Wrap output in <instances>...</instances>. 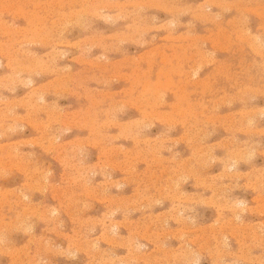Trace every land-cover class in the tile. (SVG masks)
<instances>
[{"label": "rangeland", "instance_id": "1", "mask_svg": "<svg viewBox=\"0 0 264 264\" xmlns=\"http://www.w3.org/2000/svg\"><path fill=\"white\" fill-rule=\"evenodd\" d=\"M0 7V264L264 262V0Z\"/></svg>", "mask_w": 264, "mask_h": 264}, {"label": "bare ground", "instance_id": "2", "mask_svg": "<svg viewBox=\"0 0 264 264\" xmlns=\"http://www.w3.org/2000/svg\"><path fill=\"white\" fill-rule=\"evenodd\" d=\"M5 1V0H4ZM20 1V0H19ZM88 1V0H87ZM56 2V1H55ZM116 2V1H115ZM39 3V2H38ZM46 4V3H45ZM49 4V3H48ZM55 4V3H54ZM84 4V3H83ZM98 4V3H97ZM211 4V3H210ZM216 4V3H215ZM13 5V4H12ZM39 5V4H38ZM68 5V4H67ZM136 5V4H135ZM49 6V5H48ZM59 6V5H58ZM63 6V5H62ZM102 6H103V4H102ZM216 6V5H215ZM9 7H11V5L9 6ZM15 7V6H14ZM87 7V6H86ZM138 7H139V5H138ZM226 7V6H225ZM1 8V7H0ZM137 8V7H136ZM231 8V7H230ZM5 9V8H4ZM104 9V8H103ZM38 10V9H37ZM49 10H51V9H49ZM80 10V9H79ZM1 12V11H0ZM20 12V11H19ZM35 12V11H34ZM96 12V11H95ZM129 12V11H128ZM9 13V12H8ZM23 13V12H22ZM36 13V12H35ZM30 14V13H29ZM96 14H97V12H96ZM256 14V13H255ZM1 15V14H0ZM4 15V14H3ZM33 15V14H32ZM37 15V14H36ZM72 15V14H71ZM80 15V14H79ZM92 15V14H91ZM104 15V14H103ZM114 15V14H113ZM45 16V15H44ZM95 16V15H94ZM108 17L110 16V15H107ZM148 16V15H147ZM31 18V17H30ZM45 18V17H44ZM61 18V17H60ZM104 18V17H103ZM110 18V17H109ZM119 18V17H118ZM196 18V17H195ZM24 19V18H23ZM62 19V18H61ZM144 19V18H143ZM29 20V19H28ZM112 21V20H111ZM173 21V20H172ZM28 22V21H27ZM40 22V21H39ZM232 22V21H231ZM1 24V23H0ZM39 24V23H38ZM80 25V24H79ZM128 25V24H127ZM126 25V27H128ZM237 25V24H236ZM235 25V26H236ZM22 28V27H21ZM20 29V28H19ZM38 29H40V27L38 28ZM251 29V28H250ZM5 30V29H4ZM144 30V29H143ZM224 31V30H223ZM244 32V31H243ZM3 33V32H2ZM7 33V32H6ZM27 33V32H26ZM218 33V32H217ZM22 34H23V32H22ZM211 34V33H210ZM228 34V33H227ZM95 36H96V34H95ZM250 36V35H249ZM30 37V36H29ZM142 37V36H141ZM207 37H208V35H207ZM230 37V36H229ZM27 38V37H26ZM31 38V37H30ZM216 38V37H215ZM245 38V37H244ZM248 38V37H247ZM249 38H251V37H249ZM258 39H259V37H258ZM20 40V39H19ZM167 40V39H166ZM184 40V39H183ZM206 40H208V39H206ZM217 40V39H216ZM228 40V39H227ZM243 40V39H242ZM240 41V40H239ZM245 41V40H244ZM230 42V41H229ZM1 43V42H0ZM238 44V43H237ZM251 45H252V43H250ZM254 44H255V41H254ZM259 44V43H258ZM15 45V44H14ZM97 45V44H96ZM247 45V44H246ZM168 46V45H167ZM202 46V45H201ZM227 46V45H226ZM12 47V46H11ZM165 47V46H164ZM183 47V46H182ZM225 47V46H224ZM229 47V46H228ZM261 47V46H260ZM213 48V47H212ZM218 48V47H217ZM252 48V47H251ZM223 49V48H222ZM82 50H84V48L82 49ZM162 51V50H161ZM16 52V51H15ZM243 52V51H242ZM241 52V53H242ZM161 53V52H160ZM200 53V52H199ZM12 54H14V53H12ZM149 54V53H148ZM150 54H152V53H150ZM149 54V55H150ZM159 54V53H158ZM179 54V53H178ZM194 54V53H193ZM196 54V53H195ZM1 55V54H0ZM206 55V54H205ZM258 55V54H257ZM8 56V55H7ZM260 56V55H259ZM262 57V56H261ZM264 57V56H263ZM262 57V58H263ZM14 59V58H13ZM165 59V58H164ZM202 59V58H201ZM206 59V58H205ZM209 59V58H208ZM35 60V59H34ZM166 60V59H165ZM21 61V60H20ZM194 61H195V59H194ZM193 61V62H194ZM255 61V60H254ZM263 61V60H262ZM18 62V61H17ZM35 62V61H34ZM211 62V61H210ZM6 63V62H5ZM38 63V62H37ZM132 63V62H131ZM195 63V62H194ZM264 63V62H263ZM193 64V63H192ZM249 64V63H248ZM250 65V64H249ZM252 65V64H251ZM119 66V65H118ZM192 67H193V65H192ZM258 67V66H257ZM23 68V67H22ZM59 68V67H58ZM34 69V68H33ZM112 69V68H111ZM191 69V68H190ZM199 69V68H198ZM39 70H40V68H39ZM38 70V71H39ZM105 71V70H104ZM148 71V70H147ZM84 73V72H83ZM196 73V72H195ZM88 75H90V74H88ZM94 75V74H93ZM126 75V74H125ZM106 77V76H105ZM120 77V76H119ZM248 77V76H247ZM102 78H104V77H102ZM188 78V77H187ZM186 77H185V79H187ZM88 79V78H87ZM134 79V78H133ZM168 79H170V78H168ZM184 79V80H185ZM198 79V78H197ZM18 80V79H17ZM69 80V79H68ZM97 80V79H96ZM73 81V80H72ZM86 81V80H85ZM99 81V80H98ZM147 81V80H146ZM23 82V81H22ZM21 82V83H22ZM100 82V81H99ZM199 82V81H198ZM27 83V82H26ZM158 83H160V82H158ZM247 83V82H246ZM67 84V83H66ZM75 84V83H74ZM81 84V83H80ZM195 84V83H194ZM215 85V84H214ZM250 85H251V83H250ZM100 86V85H99ZM181 86V85H180ZM25 87V86H24ZM81 87V86H80ZM156 88V87H155ZM158 88V87H157ZM166 88V87H165ZM182 88V87H181ZM86 90V89H85ZM98 90V89H97ZM129 90H130V88H129ZM157 90V89H156ZM100 91V90H99ZM132 91V90H131ZM130 91V92H131ZM252 91V90H251ZM239 92V91H238ZM256 92V91H255ZM85 94V93H84ZM208 94V93H207ZM161 95V94H160ZM242 95V94H241ZM93 96V95H92ZM98 97V96H97ZM155 97H156V95H155ZM200 97V96H199ZM94 98V97H93ZM101 99V98H100ZM161 99V98H160ZM89 100V99H88ZM89 102V101H88ZM155 103V102H154ZM216 103V102H215ZM131 104V103H130ZM229 104H230V102H229ZM90 105H92V104H90ZM255 107V106H254ZM245 108V107H244ZM92 111V110H91ZM244 111V110H243ZM248 111V110H247ZM81 112V111H80ZM158 114V113H157ZM109 115V114H108ZM249 115V114H248ZM109 120V119H108ZM116 120V119H115ZM252 121V120H251ZM29 122V121H28ZM174 122H176V121H174ZM250 123V122H249ZM115 125V124H114ZM141 126H142V124H141ZM169 126H170V124H169ZM181 127V126H180ZM125 137V136H124ZM181 137V136H180ZM117 139V138H116ZM197 139V138H196ZM192 140V139H191ZM170 146V145H169ZM227 152H228V150H227ZM65 153V152H64ZM248 154V153H247ZM155 155V154H154ZM174 155V154H173ZM159 156V155H158ZM247 157V156H246ZM247 160V159H246ZM232 161V160H231ZM70 163V162H69ZM218 163V162H217ZM68 164V163H67ZM65 166V165H64ZM264 181V180H263ZM223 185V184H222ZM208 186V185H207ZM176 197V196H175ZM8 207V206H7ZM141 207V206H140ZM52 209V208H51ZM241 209V208H240ZM1 211V210H0ZM46 214V213H45ZM46 217V216H45ZM41 219V218H40ZM33 248V247H32Z\"/></svg>", "mask_w": 264, "mask_h": 264}, {"label": "clouds", "instance_id": "3", "mask_svg": "<svg viewBox=\"0 0 264 264\" xmlns=\"http://www.w3.org/2000/svg\"><path fill=\"white\" fill-rule=\"evenodd\" d=\"M262 264H264V262H262Z\"/></svg>", "mask_w": 264, "mask_h": 264}]
</instances>
